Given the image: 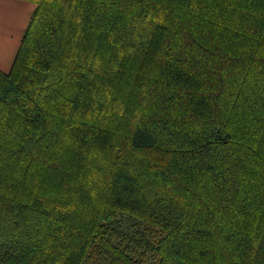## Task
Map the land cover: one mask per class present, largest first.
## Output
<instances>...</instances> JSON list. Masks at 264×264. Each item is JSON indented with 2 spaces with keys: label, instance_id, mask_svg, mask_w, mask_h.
Instances as JSON below:
<instances>
[{
  "label": "trees",
  "instance_id": "obj_1",
  "mask_svg": "<svg viewBox=\"0 0 264 264\" xmlns=\"http://www.w3.org/2000/svg\"><path fill=\"white\" fill-rule=\"evenodd\" d=\"M28 1L0 264H264V0Z\"/></svg>",
  "mask_w": 264,
  "mask_h": 264
},
{
  "label": "crops",
  "instance_id": "obj_2",
  "mask_svg": "<svg viewBox=\"0 0 264 264\" xmlns=\"http://www.w3.org/2000/svg\"><path fill=\"white\" fill-rule=\"evenodd\" d=\"M36 5L28 0H0V70L8 73Z\"/></svg>",
  "mask_w": 264,
  "mask_h": 264
},
{
  "label": "rangeland",
  "instance_id": "obj_3",
  "mask_svg": "<svg viewBox=\"0 0 264 264\" xmlns=\"http://www.w3.org/2000/svg\"><path fill=\"white\" fill-rule=\"evenodd\" d=\"M121 226L126 232H132L135 228L134 226V221H132L129 217L127 216H122L121 217Z\"/></svg>",
  "mask_w": 264,
  "mask_h": 264
}]
</instances>
